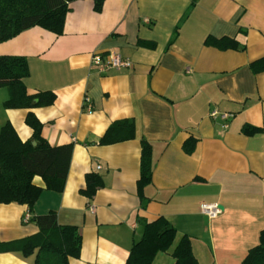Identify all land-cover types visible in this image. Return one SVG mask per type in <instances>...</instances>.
Segmentation results:
<instances>
[{
	"label": "crops",
	"instance_id": "obj_1",
	"mask_svg": "<svg viewBox=\"0 0 264 264\" xmlns=\"http://www.w3.org/2000/svg\"><path fill=\"white\" fill-rule=\"evenodd\" d=\"M70 7L62 34L34 26L0 43V55L27 57L30 94L56 96L32 109L42 135L53 146L73 145L62 191L35 176L43 190L33 209L0 204V244L38 232L24 220L27 212L54 210L59 224L77 226L82 235L70 264H125L143 221L164 216L177 235L152 264H174L172 251L185 234L199 264H243L264 229V71L250 67L264 56V0H106L101 12L94 0H75ZM208 37L235 39L243 49H219ZM111 51L130 58L132 67L92 66L93 53ZM2 89L0 129L9 121L23 141L30 139L29 110L5 108L9 91ZM212 110L231 116L212 117ZM121 119L134 121L136 137L100 144ZM246 125L261 131L246 135ZM143 138L152 146V181L142 197ZM190 138L195 147L188 154L183 145ZM90 173L102 178L93 197L81 192ZM203 203H218L221 212L210 217ZM35 258L0 251V264Z\"/></svg>",
	"mask_w": 264,
	"mask_h": 264
},
{
	"label": "trees",
	"instance_id": "obj_2",
	"mask_svg": "<svg viewBox=\"0 0 264 264\" xmlns=\"http://www.w3.org/2000/svg\"><path fill=\"white\" fill-rule=\"evenodd\" d=\"M73 1L0 0V43L34 26L62 34ZM105 1L94 0V10L101 12ZM206 43L222 50L243 49L237 40L231 38L208 37ZM250 67L254 73L264 71V56L253 60ZM29 72L27 57L0 55V87H6L9 91L4 106L7 109H28L25 122L33 131L31 138L23 141L11 122H6L0 129V204L16 202L27 205L31 210L43 190L34 182L35 176L43 179L47 189L63 190L73 145L53 146L42 135L44 124L32 109L51 105L56 96L51 91L30 94L24 83ZM259 131L261 128L250 125L243 128L246 135H254ZM135 137L134 121L121 119L107 128L99 143L107 145ZM141 144V173L137 186L143 197L144 187L152 181V146L145 138ZM183 147L186 153H192L195 139H187ZM101 186V176L90 173L86 176V186L81 192L87 197H93ZM30 220L36 223L38 232L2 242L0 251H20L25 256L35 253V264H70V258L79 257L82 235L77 226L59 224L54 210L32 216ZM176 235V227L164 216L143 221L142 237L133 244L125 264H152L159 252L172 248ZM172 255L174 264H199L192 249L191 238L186 234L175 245ZM243 264H264V229L260 232L258 244L249 249Z\"/></svg>",
	"mask_w": 264,
	"mask_h": 264
},
{
	"label": "built area",
	"instance_id": "obj_3",
	"mask_svg": "<svg viewBox=\"0 0 264 264\" xmlns=\"http://www.w3.org/2000/svg\"><path fill=\"white\" fill-rule=\"evenodd\" d=\"M133 62L130 58L122 56L120 53L111 51L108 53H99L95 52L92 54V66L101 72L108 71L114 68H131ZM85 104L87 106V111H93V105L91 103L90 97L86 96ZM210 115L212 117L220 116L222 119L227 120L231 116L226 112H219L217 110H212ZM227 126V123H225ZM202 212L210 217L217 216L221 212L220 205L218 203H203L201 206ZM92 210L94 208L92 207ZM31 219V214L27 212L24 216L25 221H29Z\"/></svg>",
	"mask_w": 264,
	"mask_h": 264
},
{
	"label": "rangeland",
	"instance_id": "obj_4",
	"mask_svg": "<svg viewBox=\"0 0 264 264\" xmlns=\"http://www.w3.org/2000/svg\"><path fill=\"white\" fill-rule=\"evenodd\" d=\"M5 89H2V90H7V88L6 87H4Z\"/></svg>",
	"mask_w": 264,
	"mask_h": 264
},
{
	"label": "water",
	"instance_id": "obj_5",
	"mask_svg": "<svg viewBox=\"0 0 264 264\" xmlns=\"http://www.w3.org/2000/svg\"><path fill=\"white\" fill-rule=\"evenodd\" d=\"M33 144H36L35 142H33Z\"/></svg>",
	"mask_w": 264,
	"mask_h": 264
}]
</instances>
